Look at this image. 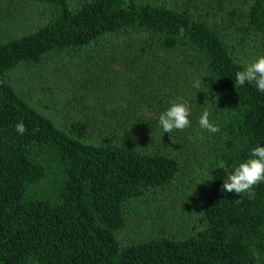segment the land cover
<instances>
[{
  "label": "trees",
  "instance_id": "16d2710c",
  "mask_svg": "<svg viewBox=\"0 0 264 264\" xmlns=\"http://www.w3.org/2000/svg\"><path fill=\"white\" fill-rule=\"evenodd\" d=\"M14 1L0 0L5 19ZM183 1L205 13L155 0H33L45 22L0 40V264H264V182L251 199L222 187L224 167L264 144V94L235 84L244 63L220 25L264 39V0ZM104 41L145 57L144 76L158 93L138 106L153 117L87 114L64 128L9 82L19 67ZM187 86L203 97L201 107L212 102L210 118L221 129L212 133V153L221 171L198 183L197 219L187 233L128 237L131 219L189 168L157 124L177 91L190 95ZM21 120L22 136L15 131Z\"/></svg>",
  "mask_w": 264,
  "mask_h": 264
},
{
  "label": "rangeland",
  "instance_id": "374dc122",
  "mask_svg": "<svg viewBox=\"0 0 264 264\" xmlns=\"http://www.w3.org/2000/svg\"><path fill=\"white\" fill-rule=\"evenodd\" d=\"M155 1L182 10L193 7L195 12L201 13L200 3ZM11 9L13 15L10 19L0 15V40L35 30L45 22L41 16L43 10L33 0H15ZM201 11L205 13L203 7ZM220 25L229 29L230 44L243 63L264 55V39L242 38L227 21L220 22ZM101 44L83 52L51 55L35 67H19L9 73V82L32 106L64 128L87 114L136 116L140 113L153 117L146 108L138 106L141 101L151 103L158 93L157 86L152 87L144 76L146 70H143L142 62L145 57L136 56L133 48L124 43L110 46L104 41ZM186 88H189L190 95H180L179 91L176 94L192 104V126L183 131L165 133L167 142L164 144L178 153L189 168L184 169L176 186L159 203L131 219L128 237H145L150 233L181 236L187 233L197 219L198 183L203 179L216 178L221 171L212 153V133L201 132L197 124L201 110L198 100L203 97L192 87ZM165 90L175 93L171 86H166ZM183 90L184 87L181 88Z\"/></svg>",
  "mask_w": 264,
  "mask_h": 264
},
{
  "label": "clouds",
  "instance_id": "9594fccd",
  "mask_svg": "<svg viewBox=\"0 0 264 264\" xmlns=\"http://www.w3.org/2000/svg\"><path fill=\"white\" fill-rule=\"evenodd\" d=\"M235 84L244 87L246 84L256 89L258 93L264 94V55H259L250 62H245L242 68L235 72ZM192 87L200 92L202 81L196 79ZM206 102V101H205ZM212 102L201 107L197 124L201 132L219 133V125L212 117ZM193 115L192 104L184 98L178 97L168 102V106L158 114L157 124L162 132L171 134L173 131H183L192 126ZM24 122L21 120L15 125V131L19 135L26 132ZM217 168H221L217 166ZM227 170L223 178V190L246 194L250 199L255 195L254 186L264 182V144L258 143L248 151L246 159L236 162L232 169ZM210 175V174H209Z\"/></svg>",
  "mask_w": 264,
  "mask_h": 264
}]
</instances>
